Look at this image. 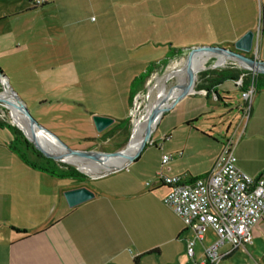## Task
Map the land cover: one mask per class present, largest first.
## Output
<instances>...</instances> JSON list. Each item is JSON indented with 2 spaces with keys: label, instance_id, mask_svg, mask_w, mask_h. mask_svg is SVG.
Instances as JSON below:
<instances>
[{
  "label": "crops",
  "instance_id": "obj_1",
  "mask_svg": "<svg viewBox=\"0 0 264 264\" xmlns=\"http://www.w3.org/2000/svg\"><path fill=\"white\" fill-rule=\"evenodd\" d=\"M33 1L0 0V72L5 75L10 70L24 72L28 68L27 60L37 61L38 52L45 62L65 59L66 66L51 69L39 64L40 76L59 78L58 83H52L51 91L70 98L69 87L75 80L74 34L77 26L85 21L92 23L101 34L100 43L104 48L134 52L135 68L123 76V88L122 73L117 74L115 70L110 76L98 78L100 95L105 96L109 106L107 110L88 113L92 117L95 114L113 117L114 124L104 130L108 133H114L120 122L129 117L134 98L149 85L150 78L166 69L173 58L184 56L190 47L182 52L176 49L171 56L156 62L158 52L167 54L168 45L173 46L174 42L191 47L219 42L233 48L235 41L247 31H255L258 17L257 0H44L39 7ZM258 4L262 26L256 32L257 52L251 55L264 60V0ZM174 21L181 22V36L187 37L191 27L201 31L207 24L213 28L223 26L220 29L226 35L209 36L204 42H196L192 36L183 43L172 42L170 33ZM50 28L52 32L47 30ZM61 29L67 38L68 50L59 55L57 43ZM108 30L115 35L114 41L105 34ZM50 35L56 38V44L51 38L49 47ZM113 65L117 66L110 61V66ZM213 70L215 74L222 70L227 74L239 72V76L243 71L234 61H229L225 68L204 72ZM204 72L199 74L195 91L177 100L162 115L152 135L154 141L147 143L134 162L126 169L87 184L61 178L23 160L13 148L17 137L13 127L18 128V124V127L13 125L12 116L0 117V264H204L205 250L216 239L215 230L206 231L204 239L195 245V259H189L187 244L194 233L164 204L169 188L157 172L162 169L166 174L182 175L188 181L211 173L233 130L229 123L223 133H218L215 126L209 128L207 121L235 108L241 116L236 126L240 135L235 150L238 166L253 177L264 174V85H258L250 117L244 120L242 102L232 103L233 91H240L235 82L239 76L210 84L207 77L213 76L206 75L204 80ZM139 79L142 84L134 86ZM113 90L118 94L112 96ZM4 94V91L0 93L1 99L5 98ZM55 98L57 102L62 101L61 96ZM5 104L0 102V107ZM211 124L215 125L216 121ZM160 139L163 142L159 144ZM166 154L171 157L163 166L162 157ZM79 187L89 188L95 198L70 207L64 193ZM252 235V244L235 250L223 260L240 249L250 248L261 255L256 260L262 264L264 218L254 227ZM229 250L226 246L221 251Z\"/></svg>",
  "mask_w": 264,
  "mask_h": 264
},
{
  "label": "rangeland",
  "instance_id": "obj_2",
  "mask_svg": "<svg viewBox=\"0 0 264 264\" xmlns=\"http://www.w3.org/2000/svg\"><path fill=\"white\" fill-rule=\"evenodd\" d=\"M258 2L259 0H257L256 2L258 17L256 18L257 25L254 31L255 34L262 26L261 6L260 4H258ZM175 13H177V11ZM109 20L112 25V21L110 18ZM161 25V22L158 21V26L161 27ZM221 27L223 26H216L215 28H213L212 25L210 26L207 24L201 31L193 30L191 27L186 37L180 35L181 22L174 21L173 28L171 30L172 33L170 34L174 38L172 42L181 41V43H183L187 41L191 36L197 40L196 42L203 40L206 41L209 40V36L214 38L223 35L225 36L226 33L223 29H220ZM77 28L78 29L74 34L76 36L74 39L75 53H73L75 80L72 86L69 87L71 90L70 98L69 96H65L64 93H62V95L53 93L51 91V89L53 88L52 83H54L55 81L58 83L60 79L50 78L49 76L41 77L39 67V64H42L45 66L48 65L47 68L51 69L52 66H61L63 64L66 66L67 62L65 61V59L61 58H59L57 61L45 62V58H43L41 52H38L39 54L37 57V61L27 60L26 67L28 68H26L24 72L10 70L9 75L6 74L7 78L10 79L8 80V83L12 90L17 93V96L20 97L21 101L25 103L28 108L27 110L30 112L31 116L34 117V119L37 120L41 125L48 128L49 131L56 134L60 138V140L70 148H76L77 150H91L94 152L105 154V156H110L115 153H119V155H121L128 146L129 141H131L132 134L135 131V128L139 124L144 123L148 117H150L153 113L160 109L162 99L165 100L169 97L168 103L170 102V95L175 93L177 86H179L180 84L179 73H181L183 64L187 61L188 53H186L184 56L173 58L167 65L166 69L164 68L161 72L154 74L152 78H150L148 83L149 85L145 86V89L141 92L139 99L135 100L136 97L134 98L132 111L129 114L130 123L128 127L122 126L121 128H118L114 133L103 134L104 131L101 133H97L94 127L95 125L93 122V117L90 116L88 112L98 113L100 111H103L104 109L107 110V107L109 106V102L105 101V96L100 95L101 87L99 85L100 80L98 81V78H101L105 74H108V76H110L115 70L117 74L122 73V82L120 85L123 88L125 84V79L123 78V76L127 74V71L135 68V63L133 61L134 52H123L119 49L107 50L106 48H104V46L100 43L101 34H99V31L95 30L92 23L85 21L83 25H80L79 27L77 26ZM47 30L49 32H52L51 28ZM62 30L63 29H61L60 32ZM60 34L61 35L58 37L59 42L57 43L59 55L60 53H62V51L66 52V50H68L66 43L67 38L63 36L62 32ZM105 34H107L109 40H115V35L111 33V31L108 30L105 32ZM91 36L93 37L92 39L90 38ZM51 38L52 35H50L49 42L47 44L49 47L52 46V41L50 40ZM53 40V43L55 45L56 38ZM218 43L219 42H217L216 44H200L209 46L221 45L224 48H228L227 44ZM181 45H175V42L173 43V46L172 43L168 45L169 52L167 54H165L163 50V54L162 52H158L156 54V57L159 58L158 60H156V62L164 59L165 56H171L174 51L176 52V49H179L180 52H182L184 51L185 47L191 48V46H185L186 44ZM256 46L257 42L255 39L253 51L250 54L255 53ZM108 52L109 56L107 55ZM108 57H110L111 59H109ZM216 58V56H211V58H208L206 60L205 65L207 67L216 65L218 63ZM120 60H122V64H119ZM110 61L111 64L116 63L117 66H110ZM226 61L232 60L227 59ZM30 62H32L33 64H31ZM141 84L142 79H139L137 83L134 84V86H140ZM89 86H93L94 89H91ZM102 92L103 91L101 89V93ZM110 92H112V96L118 94V92H114V90ZM57 96H61L62 101L57 102V99L55 98ZM241 102H243L241 92L237 90L233 91L232 103H234V105H238ZM7 113L10 114L11 110H7ZM222 115L223 116L216 114L215 118H210L207 121L210 123L209 128L212 129L215 126V130L217 129L219 131L218 133H223L227 129L229 123H231L232 130H234L241 117L238 115L236 109L234 108L231 112L222 113ZM202 119L205 118L203 117ZM11 121H14L13 118H11ZM210 121H216V124H211ZM13 125L18 127L16 124ZM155 126L156 125H154L153 127L155 128ZM25 137L27 139L26 135ZM151 141H154V137L151 139ZM159 141L160 144L163 142V139H160ZM119 155L106 158L104 157L105 160L103 162L90 160L88 161L96 170H102L111 166ZM29 156L33 159V161H36V158L31 153H29ZM58 158L62 157L58 156ZM62 159L65 162H62L61 160H59V162L75 167L77 171L85 175V177H82L81 179H74L75 183L87 184L93 181L92 177L95 175L92 176L79 170V164L75 159ZM198 258L199 257L197 255L196 260ZM256 258L260 259L261 255L259 256V254L255 253L250 248L247 251L245 249H240L238 252L233 254L232 257L230 256L225 260H221L219 264H258ZM262 264H264V261H262Z\"/></svg>",
  "mask_w": 264,
  "mask_h": 264
},
{
  "label": "built area",
  "instance_id": "obj_3",
  "mask_svg": "<svg viewBox=\"0 0 264 264\" xmlns=\"http://www.w3.org/2000/svg\"><path fill=\"white\" fill-rule=\"evenodd\" d=\"M44 2L34 0L33 4L42 6ZM226 60L211 67L205 65L198 72L197 81L201 72L227 67L229 61ZM241 68L242 74L235 82L243 99L240 106L243 118L247 120L257 92L260 73L242 66ZM0 85L2 87V81ZM139 97L140 94L135 100ZM9 108L7 104L0 107V117H11L12 114L7 113ZM238 128L239 126L228 136L212 172L207 176L188 181L182 175L166 174L162 169L157 172L158 178L169 188L163 200L164 204L171 207L194 233V238L187 244L189 259H195V245L198 240L204 239L206 231L209 228L215 230L216 239L205 250L204 264H219L228 254L252 244L253 229L264 218V174L253 177L238 166L235 153L240 139ZM170 157L168 154L162 157L163 166L168 164ZM226 246L230 250L222 253L221 250Z\"/></svg>",
  "mask_w": 264,
  "mask_h": 264
},
{
  "label": "water",
  "instance_id": "obj_4",
  "mask_svg": "<svg viewBox=\"0 0 264 264\" xmlns=\"http://www.w3.org/2000/svg\"><path fill=\"white\" fill-rule=\"evenodd\" d=\"M255 39H256L255 32L253 30H249L241 38L235 41V43L233 44V48H224L223 46H219V45H214V46L201 45L197 47L193 46L191 48L186 49L185 52L188 53L187 61H188V66H189L188 85L173 97L170 105L166 109H163L162 113L160 114L158 118V123L162 115L166 114L173 107V105L175 104L177 100H180L182 97L189 95L191 92L195 91L194 89H195V86L197 85L198 72L195 73L194 71L193 60H194V57L196 58L200 52H203V51L209 52L216 57L223 55V57H225L226 59H230V60L238 62V64L244 68H247L252 71H256L260 74H264V60L258 59L257 57L252 56L250 54L252 52ZM3 80L7 83L8 89L10 90V93H11L10 96L13 101L6 100L5 98L4 99L0 98V102H5L7 105L9 104L11 106L18 108V110H20V112L23 113L29 119L30 121L29 124L31 128L34 129V131H37L43 135L48 134V136L54 138L58 143H60L62 147L67 151V154H65L64 157L74 156L78 159L103 162L106 157L119 155V153H115L110 156H105V154L94 152L91 150H77L76 148H70L69 146L64 144L56 134L49 131L48 128L41 125L37 120L34 119V117L31 116L30 112L27 110L28 108L25 105V103L21 101L20 97L17 96V93L14 92L12 88L10 87L8 83L9 79L7 78V75H5L3 72H0V81H3ZM5 89H6V86L2 83V91H5ZM93 122L95 125L94 127L96 129V132L101 133L105 129L107 130L110 126H112L115 122V119L110 116L95 114L93 115ZM157 126L155 128H153L152 126L150 128H147L143 142H141L138 150L136 151L135 154L128 156L124 164H122L121 166H112L101 174H97L95 176L92 175L93 176L92 178L97 179L102 176H107L108 174L112 172L126 169L142 153L147 143L151 142L152 135L155 129L157 128ZM20 129L27 136V140L32 142L33 145L38 150H40L43 155L47 156V158H52L55 161L61 160L62 162H65L63 161L62 158H58L50 154L40 143L37 142L36 139L30 138L22 128ZM64 196H65L64 198L66 202L68 203L70 207H76L88 200L90 201L91 199L95 198V193L89 190V188L87 187H79L76 189L72 188V189L65 191Z\"/></svg>",
  "mask_w": 264,
  "mask_h": 264
},
{
  "label": "bare ground",
  "instance_id": "obj_5",
  "mask_svg": "<svg viewBox=\"0 0 264 264\" xmlns=\"http://www.w3.org/2000/svg\"><path fill=\"white\" fill-rule=\"evenodd\" d=\"M211 56H214V55L209 53V52L203 51V52H200L196 58L194 57L193 68H194L195 73L199 72L202 68H204L206 60L208 58H211ZM225 59L226 58L223 57V55H220L219 61H217V62L221 64L222 62H224ZM188 72H189V66H188V61H186L183 64L181 73H179L180 84H179V86H177L175 93L170 95L171 100L173 99V97L178 92L183 90L188 85V82H189V73ZM2 83L6 86V89L4 91V93H5L4 96H5L6 100H12V98L10 96L11 93H10V90L8 89L7 83L4 80L2 81ZM168 100H169V97L166 98L165 100L162 99L160 109H158L155 113H153L150 117H148L144 123L139 124L135 128V131L132 134L131 141H129L128 146L122 152V154L116 158V160L114 161V163L111 166H109L106 169H102V170H96L90 164V162L88 160L78 159L74 156L64 157V155L67 154V151L62 147V145L60 143H58L54 138L48 136V134L43 135L37 131H34V129L31 128V126L29 124L30 123L29 119L23 113H21L20 110H18V108L11 106V105H9V106H10L11 114H12V117H13L15 124H18L20 126V128H22L30 138L36 139L37 142L40 143L50 154H52L56 157L59 156L62 158H73L79 164L78 165L80 168L79 170H81L82 172H85L87 174H90V175H96V174H101V173L105 172L106 170H108L112 166H121L122 164L125 163L128 156L136 153L141 142H143L147 128H150L151 126L153 127L154 125H156L158 123V118H159L160 114L162 113L163 109H166L170 105L171 100L169 103H168ZM17 116H20V118L24 122L21 121ZM143 134H144V137H143ZM138 143H139V145H138ZM137 145H138V147H137Z\"/></svg>",
  "mask_w": 264,
  "mask_h": 264
},
{
  "label": "trees",
  "instance_id": "obj_6",
  "mask_svg": "<svg viewBox=\"0 0 264 264\" xmlns=\"http://www.w3.org/2000/svg\"><path fill=\"white\" fill-rule=\"evenodd\" d=\"M202 79H206V75H211L213 77H211L210 79L207 80L210 84H213L217 81H219L220 79H226V78H231V79H236L239 76V72H233V73H229L227 74V72H223L222 73H216L215 71H210V72H204ZM215 75V77H214ZM264 74H259V83L258 85H264ZM245 84H247V80L245 81ZM130 123V117L122 120L119 124V128H121L122 126L124 127H128ZM14 131L17 134V137H15L14 140V145L13 148L15 150L18 151L20 157L25 160L28 161L30 163H33V165H40L41 168L47 170L48 172L52 173V174H56L61 176V178H69V179H81L82 177H85V175L81 174L79 171H77L75 169V167L66 165V164H62L59 161H55L52 158H47V156L43 155L42 152L40 150H38L32 142L28 141L26 139V137L23 135V133L18 129L13 127ZM105 134H108V132L104 131ZM29 153H31L35 158L36 161H33L30 159ZM39 160V161H38Z\"/></svg>",
  "mask_w": 264,
  "mask_h": 264
},
{
  "label": "flooded vegetation",
  "instance_id": "obj_7",
  "mask_svg": "<svg viewBox=\"0 0 264 264\" xmlns=\"http://www.w3.org/2000/svg\"><path fill=\"white\" fill-rule=\"evenodd\" d=\"M1 86V85H0ZM2 91V87H1V90H0V92Z\"/></svg>",
  "mask_w": 264,
  "mask_h": 264
}]
</instances>
